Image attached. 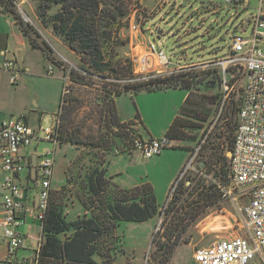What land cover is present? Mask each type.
<instances>
[{
    "label": "rangeland",
    "instance_id": "374dc122",
    "mask_svg": "<svg viewBox=\"0 0 264 264\" xmlns=\"http://www.w3.org/2000/svg\"><path fill=\"white\" fill-rule=\"evenodd\" d=\"M15 3L23 22L36 28L41 35V44L45 42L53 53L48 58L44 46H41L43 50L33 48L13 20L12 25L2 22L11 35L10 50L20 47L24 41L28 44L19 56L27 69L19 84L12 85L8 73H0L2 115L3 118H28V124L39 138L31 145V155L38 157L54 150L53 144L45 140V130L55 126L56 121L61 123L64 117L67 119L75 143L56 149L54 183L65 181V185L58 191L51 190V196L57 195L64 207L66 218L75 221L84 216L87 211L84 205L92 203L86 187L89 170L104 169L111 159L106 176L127 189L151 186L159 205L154 219L142 223L121 222L114 230L113 238L108 242L113 264H162L161 259L170 253L168 264H196L194 253L199 247L209 246L218 238L246 236L242 209L249 197L240 200L239 208H236L232 199L224 197L219 188V185H229V167L225 158L231 157L229 146L233 142L241 87L231 101L225 102L223 122L214 128L209 142L199 154L198 158L208 163L206 176L188 171L169 201L167 194L172 182L182 171L179 169L180 151L169 149L163 156L148 161L138 154L126 153L130 152L136 137H163L183 108H187L185 99L191 93L188 104L193 101L194 106L187 119V135L190 139L200 140L204 129L214 122L223 105L219 84L212 80L217 76L200 69L170 77H163V74L160 78L171 81L165 80L160 85L115 98V117L109 98L111 86L84 72L86 66L81 57L77 54L75 57L51 27L45 29L41 26L33 0H15ZM238 14L232 7L230 11L222 8L220 15L210 13L199 0H141L129 27L120 35L127 44L119 48V56L131 62L134 69L136 60L149 55L150 43L155 42L165 51L170 62L166 69L211 61L229 53L230 38L251 37V27L246 31L242 28L235 30L247 15L244 11ZM6 15L17 21L14 15ZM233 15L236 16L234 21L228 23ZM158 70L166 71L165 68ZM74 71L91 80L87 81L88 84L74 82ZM212 83H216L215 88L208 89L206 85ZM136 118H140L142 124L135 122ZM123 119L126 121L122 122ZM138 125L142 127L141 135L136 128ZM218 137H223V145L217 142ZM27 175L28 172L22 176V185L30 194H38L39 187ZM191 183L193 186L187 190ZM112 198L107 195L104 200ZM177 223L182 225L173 233ZM182 228H185L183 232ZM172 243L176 245L171 250ZM97 261L103 264L102 259L97 258Z\"/></svg>",
    "mask_w": 264,
    "mask_h": 264
},
{
    "label": "built area",
    "instance_id": "2783aa9c",
    "mask_svg": "<svg viewBox=\"0 0 264 264\" xmlns=\"http://www.w3.org/2000/svg\"><path fill=\"white\" fill-rule=\"evenodd\" d=\"M199 1L206 11L213 14H218L222 8H236L244 3V0ZM235 17L233 15L229 23L234 21ZM249 27L252 28L251 37L230 38V51L226 55L201 64L187 63L169 69H166L170 67V62L165 51L155 42H151L149 55H143L136 60L135 77L130 81L148 82L159 79L163 74V77H170L179 72L199 69L213 72L214 76H217L216 80H212L219 84L223 105L214 122L204 129L189 160L172 183L167 195L169 201L188 171L206 176L204 168L207 160L199 159V154L209 142L214 128L223 122L221 120L225 112V102L231 101L238 87H241L233 149L231 157L228 158L229 185H219V188L224 197L232 199L236 208H239L240 200L245 196L249 197L247 205L242 209L246 236L218 238L209 246L199 247L194 253L196 264H264V14L261 8L249 19H243L235 30L242 28L246 31ZM160 68H165L166 71L158 70ZM0 72L8 73L12 85H18L23 76L17 62L8 59L0 65ZM50 73L52 74V71ZM58 124L57 121L55 126L45 130V140L55 148L60 145ZM35 140L36 132L25 117L0 118V245L7 247L10 260L26 247V237L19 232V228L25 224L22 213L26 210L30 217L42 223L49 207L55 176V150L38 157V207L26 209L25 205L26 188L22 185L21 178L28 172V179L33 181L30 178L31 156L27 151ZM222 140L223 137L217 138L221 145ZM173 147L174 142L167 136L150 139L136 137L132 141L131 152L140 153L142 158L148 161ZM41 243L42 237L32 258L24 257L16 261L31 264L33 260V264H36Z\"/></svg>",
    "mask_w": 264,
    "mask_h": 264
},
{
    "label": "trees",
    "instance_id": "16d2710c",
    "mask_svg": "<svg viewBox=\"0 0 264 264\" xmlns=\"http://www.w3.org/2000/svg\"><path fill=\"white\" fill-rule=\"evenodd\" d=\"M35 10L43 28H52L68 47L81 57L86 66L83 71L91 77H99L110 85L111 109L116 117L115 98L126 93H137L150 86L160 85L171 79H155L148 82L132 83L133 64L119 56V48L124 46L120 35L129 27L133 14L141 0H33ZM4 14H12L33 48L47 49L45 55L51 58L53 50L45 42L34 26L25 24L17 13L15 0H0ZM56 10V11H55ZM74 82L88 84L87 76L75 73ZM80 78L83 80L80 81ZM108 85V86H109ZM187 89V88H185ZM193 103V101H192ZM236 123L234 125L235 135ZM60 145L75 143L67 119L58 124ZM229 146L233 149L234 143ZM168 138L169 135H167ZM171 139V138H170ZM228 162V158H225ZM207 162L205 170L207 169ZM222 170V168H221ZM105 169H90L86 187L91 196L90 206L84 216L75 221L66 218L64 207L57 195L50 196L49 207L42 222V243L36 264H113L109 240L121 222L142 223L154 219L159 212L154 191L144 185L129 191L112 189L105 177ZM31 178V175H30ZM183 186V185H182ZM193 183L186 189L189 190ZM214 186V185H213ZM111 187V188H110ZM120 194H123L119 196ZM111 195L109 201L104 197ZM208 199V197H205ZM179 229L182 223H177ZM181 232L185 228L180 229ZM176 243L171 244V250ZM167 254V253H166ZM171 253L162 264H168Z\"/></svg>",
    "mask_w": 264,
    "mask_h": 264
},
{
    "label": "crops",
    "instance_id": "0c3cea01",
    "mask_svg": "<svg viewBox=\"0 0 264 264\" xmlns=\"http://www.w3.org/2000/svg\"><path fill=\"white\" fill-rule=\"evenodd\" d=\"M233 8V7H232ZM261 8L262 12L264 13V0H244V3L241 6H238L235 9L236 12L240 13L242 11L245 12L246 17L245 18H250L251 14H254L255 10ZM231 8H226L227 11H230ZM221 11L216 14V15H220ZM11 20H13L14 24H17V21L13 18L10 17L6 14H4L0 8V65L6 60H13L15 62H17V64L19 65V67L22 69L23 72H25L27 69L24 68L23 66V59L20 60L19 56L21 53H23L26 49V47H28V44L24 42H22L21 46L16 48L15 50H10L9 49V44L11 41V35L7 32L6 28L4 26H2V22H5L6 24L12 25L11 24ZM229 23V21H228ZM71 50V49H70ZM72 54L75 55L76 57V53L73 52L71 50ZM2 73V72H0ZM192 94L191 93L186 99H185V105H187V108H183L181 115L177 116L175 118V120L171 123L170 128L168 130H166L164 136L169 135V137L171 138V140L174 142V147L170 148V150H178L181 153V166H180V170L183 168V166L187 163V161L189 160V157L193 151V149L196 147L198 140H194V139H190L188 134V129H189V124H188V117H189V112L192 110V107L194 106L193 103L188 104L190 102V100L192 99ZM1 94H0V118L1 119H6L3 118L2 115V101H1ZM186 110V112H185ZM184 111V113H183ZM58 114V113H57ZM9 118V117H8ZM27 122L28 118L25 117ZM126 120L123 119L122 122H125ZM135 122H141L140 118H136V120H134ZM57 122V121H56ZM142 124V122H141ZM138 133L141 135V125L136 126ZM36 132V131H35ZM144 138V137H143ZM150 138H160V137H154L151 136ZM150 138H144V139H150ZM36 140L39 141V138L37 136L36 133ZM62 147L61 145H58L56 148L54 147V150L56 151V149L58 147ZM63 148H67L66 145L63 146ZM169 150V149H166ZM165 150V151H166ZM165 151H163L159 157L163 156ZM28 154L32 157L31 155V147L28 149ZM126 154H130V155H135L138 154L141 158L142 156L140 155V153L138 152H130L126 153ZM34 155V154H33ZM112 158V157H111ZM144 160V159H143ZM111 159L104 165V169L105 171L107 170V167L110 163ZM146 161V160H145ZM55 165H56V160H55ZM56 167V166H55ZM105 177L106 179L109 181L110 186L112 187V189H119L122 191H129V190H133L135 188H131V189H127L123 186H120L119 184H117L113 178H109L108 176H106L105 173ZM35 185L38 186L37 182H34ZM173 183V182H172ZM65 185V181L62 182V184H55L54 183V179L52 182V189L55 191H58L61 189V187ZM110 187V188H111ZM142 187V186H141ZM138 188V187H136ZM153 189V188H152ZM38 194L33 195L30 194L28 192V190L26 189V197H25V205H26V209H29L31 207H36V197ZM155 195V194H154ZM168 195V194H167ZM22 218L25 221V224L23 226H21L19 228V232L24 235L26 237V247L24 249H21L19 252H17L16 256L13 259H9L8 258V249L6 246L4 245H0V262H7L10 264H16L18 263L16 261V259H21L24 257H28V258H32L34 255V252L39 244V239L42 237V223L39 221H35L32 217H30L29 213L26 212V210L22 213ZM2 251V252H1Z\"/></svg>",
    "mask_w": 264,
    "mask_h": 264
},
{
    "label": "water",
    "instance_id": "95a60500",
    "mask_svg": "<svg viewBox=\"0 0 264 264\" xmlns=\"http://www.w3.org/2000/svg\"><path fill=\"white\" fill-rule=\"evenodd\" d=\"M251 17L253 16V14L250 15ZM206 87L208 89H214L215 88V84L212 83L211 85H206ZM229 155H231V153H229ZM37 162H38V156L36 154L32 155L31 157V178L33 181H36L38 183L37 180ZM38 203H39V195H37L36 197V207H38ZM31 264H33V260L31 261Z\"/></svg>",
    "mask_w": 264,
    "mask_h": 264
}]
</instances>
